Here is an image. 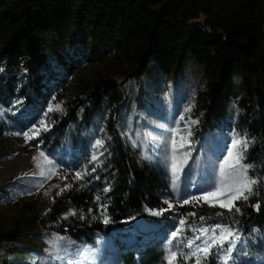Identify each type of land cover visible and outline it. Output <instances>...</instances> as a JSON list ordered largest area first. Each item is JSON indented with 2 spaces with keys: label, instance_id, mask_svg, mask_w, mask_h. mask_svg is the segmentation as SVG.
Instances as JSON below:
<instances>
[{
  "label": "trees",
  "instance_id": "trees-1",
  "mask_svg": "<svg viewBox=\"0 0 264 264\" xmlns=\"http://www.w3.org/2000/svg\"><path fill=\"white\" fill-rule=\"evenodd\" d=\"M107 60L127 67L133 80L149 68L165 74L191 64L202 69L211 120L220 116L234 120V128L249 142L245 163L254 166L261 183L247 200L236 203L239 212L193 202L179 207L178 215L205 224L233 221L245 232L246 224L264 229V0H0L4 105L15 97L29 106L44 105L52 90L50 68L68 74L88 61ZM105 82L76 90L70 100L76 104L92 100L98 114L113 109L121 82ZM77 106L73 114L79 111ZM122 118L113 117L110 126L118 131ZM81 176L52 200L39 221L38 228L43 229L39 238L57 233L75 247L91 248L99 235L120 232L125 222L167 208L162 201L169 191L165 174L119 138L109 145L101 167L89 177ZM169 218L157 220L158 227L162 229ZM25 230L21 224L0 229V255L11 257L2 264H42L23 254L33 243L27 235L19 240ZM149 246L137 251L141 264L161 261L159 252ZM43 254L45 260H58L55 252L45 249ZM122 259L124 264L135 263L131 251Z\"/></svg>",
  "mask_w": 264,
  "mask_h": 264
},
{
  "label": "rangeland",
  "instance_id": "rangeland-1",
  "mask_svg": "<svg viewBox=\"0 0 264 264\" xmlns=\"http://www.w3.org/2000/svg\"><path fill=\"white\" fill-rule=\"evenodd\" d=\"M198 19L203 20L204 16L200 15ZM50 69L53 75H48V84L52 90L44 102L45 106H29L20 97L12 98L8 105L0 102V229L9 230L19 224L26 228L19 240H26L24 235H27L33 243L27 245L28 249L23 253L25 257L42 264H124L122 258L125 247L116 243V235L128 233L131 230L128 227L107 236L99 235L94 250L79 245L75 247L65 235L55 233L49 239L38 236L43 231L38 228L39 221L55 196L77 180L76 173L86 175V178L101 167L109 145L119 138L137 150L143 161L159 168L169 183V191L162 197L167 205L164 212L157 216L151 214L155 211L151 210L147 212L146 218H141L154 221L153 228L158 231L149 246L161 255V261L155 264H167L166 258L171 252L180 253L181 258L178 259L182 262L191 260L195 264L196 256L193 253L197 245L203 246L204 241L210 239V235L203 236L200 229H212L216 224L227 225L238 231L240 240L231 254L236 261L245 260V263H249L250 258L260 256L262 260L250 264H264L262 228L246 224L249 231L245 232L233 221L225 223L220 220L205 224L191 216L183 219V225L180 224L182 218L178 215V208L186 205L183 200L200 196L205 189L211 191L209 184L219 177L220 164L232 148L233 139H246L234 128V120L229 121L224 116L211 120L210 99L205 94L206 83L201 68L191 64L169 74L149 68L136 80L129 76L127 67L112 60L88 61L82 66H75L68 74L64 70ZM106 79L121 82V90L116 94L118 101L113 109L107 107L98 114L92 100L77 104L70 100L76 95V90L95 81L106 83ZM79 103L80 106H77ZM50 105L53 106L51 112ZM56 105L60 106V110H56ZM76 106L79 111L73 114L72 109ZM116 116L118 119L123 117V126L118 131L110 126ZM41 120L45 121L46 130L41 126ZM66 121L67 126L63 130ZM37 130L38 134L33 136ZM24 132H28L32 138L25 139ZM181 137L184 138L182 149L178 147ZM98 139L103 141V146L96 145ZM173 140L177 141V156L182 158L184 154L188 155L186 163L180 165L176 175L172 170ZM41 153L52 161L51 165L41 157ZM93 156L97 159L93 160ZM37 161L40 162L39 167ZM241 163L246 164L245 154ZM248 175L257 181L252 192L254 194L261 183L254 166L249 169ZM238 201L242 199L235 201V205ZM193 202L206 203L203 200ZM212 205L220 207L216 203ZM169 217L172 220L164 222V227L159 228L157 220ZM135 219L139 217L123 225H129ZM177 228L182 231L173 238L172 232ZM134 231V234L138 232L136 227ZM58 236L67 238L62 244L71 242L67 252L61 251V257L65 255L68 259L55 260L51 257L45 260L43 251L52 249L48 241ZM220 251L221 248H213L211 255L202 257L200 263L222 264ZM0 256V264L3 259L6 262L11 260L10 253Z\"/></svg>",
  "mask_w": 264,
  "mask_h": 264
},
{
  "label": "snow or ice",
  "instance_id": "snow-or-ice-1",
  "mask_svg": "<svg viewBox=\"0 0 264 264\" xmlns=\"http://www.w3.org/2000/svg\"><path fill=\"white\" fill-rule=\"evenodd\" d=\"M56 110H60V106H55ZM189 111L191 109H188ZM49 111H53V106H49ZM195 123V121H194ZM40 124L42 127L46 130L45 121L41 120ZM37 130L33 133V136L38 134ZM19 135V133H17ZM23 135L25 136V139H31L32 136H29L28 132H24ZM189 135L191 133L189 132ZM184 138L181 137V140L179 142L178 147L184 148ZM96 145L103 146L102 140H96ZM249 147V142L244 139H233L232 141V148L228 150V155L225 157L224 161L220 164V173L219 177L217 179H214L212 183L209 184V188H211V191L205 189L201 191L200 196H190L188 199H184L183 203L188 204L192 201H200L203 200L206 203L212 205L214 203L219 204L220 207L226 208L228 211H237L239 212L240 209L235 207V201L237 200H247L249 195L252 194L254 186L256 185L257 181L250 178L248 175L249 169L253 167V165H246L241 163V161L244 159V154L246 153L247 149ZM172 170L173 174L176 175L180 171V165L183 163H186L188 159V155L184 154V156L178 157L177 152V141H172ZM41 157L44 158V160L51 165L52 161L47 160V157H44V154L41 153ZM36 159V158H34ZM97 157L93 156V160H96ZM40 166V162L37 161V167ZM95 169H93L94 171ZM49 174L51 175L52 172L49 170ZM41 175H43V172H41ZM77 179H82L81 173H76ZM68 187V186H66ZM173 187L175 188V182L173 183ZM105 191H108V189H105ZM99 199V198H97ZM223 201V202H221ZM167 203V201H166ZM106 207V206H102ZM172 205L169 204V208H171ZM256 207H259L258 205ZM163 210L160 211H152L151 214L153 215H161ZM75 215L76 213H72ZM194 215V214H193ZM203 219V217H201ZM108 222L107 217H105V223ZM185 221L182 219L180 221V224L183 225ZM217 230H219L217 232ZM181 229L177 228L176 231L172 232V237L176 238L181 233ZM200 232L203 236H209L210 239L205 240L203 243V246L197 245L196 252L193 253L194 256H196V264H200V260L202 257H207L211 255L213 248H223V245L225 242L228 243V248L223 249L224 251V257H223V264H229V260L232 259L231 252L236 246V242L240 240V236L238 234L237 230H233L230 226L223 225V224H216L212 229H200ZM66 237H57L55 240L48 241L49 244L52 245V249H50V252H55L56 259H62V257L59 255L61 251L67 252V249L71 246V242L69 241L66 245L62 244V241H65ZM197 239H200V237H197ZM189 246H191V242H189ZM82 254V253H81ZM167 259V264H177L178 256L176 252H171Z\"/></svg>",
  "mask_w": 264,
  "mask_h": 264
},
{
  "label": "bare ground",
  "instance_id": "bare-ground-1",
  "mask_svg": "<svg viewBox=\"0 0 264 264\" xmlns=\"http://www.w3.org/2000/svg\"><path fill=\"white\" fill-rule=\"evenodd\" d=\"M138 221H140V222H147L146 220H142L141 218H139V219H137ZM148 223V222H147ZM262 260V259H261ZM258 264H261V263H258Z\"/></svg>",
  "mask_w": 264,
  "mask_h": 264
}]
</instances>
